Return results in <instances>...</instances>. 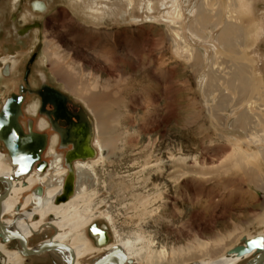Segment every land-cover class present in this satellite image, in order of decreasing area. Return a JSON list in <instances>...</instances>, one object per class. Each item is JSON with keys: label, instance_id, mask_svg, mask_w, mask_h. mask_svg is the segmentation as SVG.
<instances>
[{"label": "rangeland", "instance_id": "rangeland-1", "mask_svg": "<svg viewBox=\"0 0 264 264\" xmlns=\"http://www.w3.org/2000/svg\"><path fill=\"white\" fill-rule=\"evenodd\" d=\"M33 1L0 0V60H21L39 35L50 79L93 117L94 196L82 203L92 214L83 229L90 250L91 226L106 242L77 264H94L106 243L132 244L139 235L148 251L163 250L164 261L198 264L264 234V0H39L43 12L30 9ZM198 9L207 13L204 24L195 20ZM15 14L13 27L35 19L40 33L17 34ZM226 23L234 24L231 49L216 41ZM99 36L105 40L95 46ZM8 81L0 78V104ZM242 112L253 118L234 123ZM54 232L45 226L27 245ZM3 246L17 249L13 240ZM19 264L62 263L19 251Z\"/></svg>", "mask_w": 264, "mask_h": 264}, {"label": "bare ground", "instance_id": "bare-ground-1", "mask_svg": "<svg viewBox=\"0 0 264 264\" xmlns=\"http://www.w3.org/2000/svg\"><path fill=\"white\" fill-rule=\"evenodd\" d=\"M34 2L35 1H33L34 8L36 7L38 9L43 8L44 5L42 2L39 1L35 3L36 7L34 6ZM91 9L93 12L98 11L96 7H90V10ZM206 14L207 13H205V11L198 9L195 16V20L200 24L206 23L207 22ZM233 25L232 23L224 24L222 30L220 31V34H218L216 38V41L219 42V44H221L223 47L228 49H231L229 47L232 45L230 38L233 32ZM206 46L211 47L210 50L212 49L213 51H215L216 47L213 44L206 43ZM240 70H241V66L240 67L238 66L235 76H237L236 79H239V83H240L239 88L241 89V91H246L248 89V85H247L248 83L246 82L245 77L241 75ZM223 93L227 94L226 91H224ZM90 99L91 101H89L88 99L90 105H92L91 103H93V101L96 102L95 97H91ZM258 110L263 111L264 108L261 106L258 108ZM96 116L97 119L99 120L98 124L100 127V131L101 133H104L107 130L105 128V122H104L105 118H103L104 114L102 115L100 111H96ZM247 118H253V117L252 116L250 117V115L247 114V112H242L236 116L234 123L241 124V122H244L245 120H247ZM246 122L247 121H245V123ZM102 148L103 147L100 143L99 149L103 150ZM93 157H95V153L92 157H88V158L90 159ZM75 160H84V159H75ZM49 162H50V166L53 167L51 170L52 176L48 174V172H50L48 171L47 173L43 174L40 177V175H38V172L34 170L30 171L31 169L30 168L29 172H26L23 175H16V171H17L16 170L14 172V175L16 177H13L11 181L6 176L10 175L13 169L11 166H9L5 157L0 152V178L2 179L7 178V180L12 182V185H10L11 190L9 192L8 197H6L1 203L0 214H1V221L3 224L2 226L9 233L23 236L25 239H28L33 234H38L40 230L45 226L53 227L55 229V232L50 238L45 239L44 241L40 242L38 245L28 247L29 250H37L39 248H43L45 246L57 242L58 244L52 246L50 250L43 251L37 254V256L40 257L42 255L48 254L52 256L54 259L59 260V262L62 264H69L72 261V257H74V264H77L79 258L88 255V253L92 249L94 250L95 248H97L95 250L98 251L99 248L103 246V244L106 242L104 231L102 232L92 226L90 230L93 233L91 234L93 238L96 240L95 246L93 245L94 248H91V250L88 248L87 245L89 243V239L84 237L83 228L89 223L92 214H87L88 211L87 207H84L82 203L85 201L87 202L89 199L93 198L94 196V192L91 191L90 189V185L93 184L92 182L93 179L95 178V172L93 167L94 161L76 162V167H75L76 179H74V181L72 179V174L74 178L73 166L72 169L71 166H67L68 172L69 169L71 170V172L68 173L65 180L64 179L62 180L66 168L63 169L62 166L60 167V165L57 164L55 157L51 159ZM68 177L71 178L72 183H71V190L67 193L64 192V185ZM62 181H63L62 190L60 193L59 191L61 188L60 185ZM2 182H6L7 187L9 186V183L7 181L3 180ZM52 182H54L53 185L51 184ZM74 182H75V187H74ZM6 184L2 183L3 186H6ZM34 184L44 186V195L41 197L42 195L41 194L35 199V197H32L29 193L24 197L23 201L20 203L18 201V197H20V195L24 191L29 190V188H31ZM88 190H90V192ZM64 193L66 199L56 201L57 197L61 196ZM16 205L20 206V210L16 208ZM27 206H29L30 209H26ZM5 215L6 217H3ZM8 216L13 218L11 219ZM256 236H259L262 239L261 247L254 249V251L252 252L253 256L249 260H247V262H245L244 264H250L251 260L256 254L264 252V234L256 235ZM67 246L71 249L69 248L67 249ZM21 250H22L21 244L19 247H17L16 250L10 251L8 249H5L3 243H0V254L4 256L3 264H17V263L19 264V251L23 255ZM102 250L104 251V253L100 256L99 259L95 261L94 264H98L100 260L105 258L106 255H110V254L119 259H122L123 264H127L131 261L132 264H139L140 262L145 264H175L179 262L176 259L170 260L169 258L164 261L163 257L161 256L163 254L162 252L163 250L156 252L148 251L147 244L144 241V237L141 235L137 236L132 244L130 243V240L127 239L121 241L119 240L114 245H110L106 243V245L103 247ZM249 255L250 254L239 256L237 255V253H232V254L227 253L215 260L198 263V264H238L240 261L246 259ZM107 264H118V263L116 260H111ZM260 264H264V261Z\"/></svg>", "mask_w": 264, "mask_h": 264}, {"label": "flooded vegetation", "instance_id": "flooded-vegetation-1", "mask_svg": "<svg viewBox=\"0 0 264 264\" xmlns=\"http://www.w3.org/2000/svg\"><path fill=\"white\" fill-rule=\"evenodd\" d=\"M37 2L39 0H35L34 6ZM43 5L42 9H38L36 6L34 8L32 2L30 3V9L36 12H43L46 9L44 3ZM15 20L16 14L9 19L12 30L25 38L26 36H34L35 31L40 33L43 27L41 22L34 19L24 24L21 28H15L13 27V21ZM23 37L19 38L20 41L24 39ZM38 43H40L39 35L34 42V48L29 50V54L21 55L23 56L21 60H18V57L14 54L10 55L13 62L9 60L8 63L2 64L0 60V78L10 79L8 88L11 87V91L8 92L0 104V152L13 169L11 174L6 176L11 181L13 177H16L14 172L18 167L17 164L12 162L7 145L9 147L11 145L17 146L21 141L24 142L29 151H32V156L35 157V161L31 163L30 171L38 172L40 177L52 170L53 167L50 166L49 161L55 157L57 164L60 167L62 166L63 169L66 168L62 180H65L68 175L67 166H71V169L73 166L75 176L76 162L88 161L82 150L86 143L95 152L97 151L94 146V140H92L94 133L92 115L77 100L63 93L59 86L54 84L57 83L56 80L50 79L48 71L39 59L41 47H37ZM42 142V147L39 150ZM49 146L50 149L48 150ZM23 174L25 173L19 175ZM72 179L74 181L73 174ZM2 183L6 184V182H0L1 194L3 189L7 187V184L3 186ZM62 183L63 181L60 185V193ZM26 191H29L30 195L35 197V199L41 194V197L44 195L43 185L34 184ZM25 196L21 197L24 199ZM18 201L22 202L19 197ZM16 208L20 210V206L16 205ZM26 209H30V207L27 206ZM0 222L2 224L1 214ZM98 230L103 232L102 229ZM104 234L106 240V233L104 232ZM0 240L3 245L7 242H3L1 238ZM28 240L26 239V241ZM15 242L17 247H19L20 244L17 241ZM93 242L95 243L96 240L94 239ZM27 247L30 246L27 245Z\"/></svg>", "mask_w": 264, "mask_h": 264}, {"label": "water", "instance_id": "water-1", "mask_svg": "<svg viewBox=\"0 0 264 264\" xmlns=\"http://www.w3.org/2000/svg\"><path fill=\"white\" fill-rule=\"evenodd\" d=\"M7 131V130H5ZM6 143V142H5ZM43 142L40 144L39 146V150L42 147ZM7 145V144H6ZM8 149H9V154L12 158V162L14 164H17V171H16V175H19L20 173H26L29 171V169L31 168V163H33L35 160V157L32 156V151L30 152L29 149L25 146L24 142H20L17 144V146L11 145V147H9L7 145ZM38 150V151H39ZM83 152L85 154V158L87 157H92L94 155V150L88 146V144L86 143V145L83 146ZM34 151V150H33ZM18 161V162H17ZM68 161V160H67ZM70 168V167H69ZM71 170L69 169L70 173ZM7 181L9 183V186L6 187L2 194L0 195V205L2 203V201L7 197L9 191H10V185H11V181L7 180V178H0V181ZM71 178L68 177L67 181H65V185H64V192H69L71 190ZM66 196L65 193L62 194L61 196L57 197L56 201L59 200H65ZM0 238L6 242H8V240L10 241H17L19 244H21V252L23 253L24 256H34L37 255L43 251H48L50 250V248L52 246L57 245L58 243H53L50 244L48 246H45L43 248H39L37 250H29V248L27 247V241L23 236H19V235H15V234H11L9 233L7 230H5L0 222ZM261 243H262V239L259 236H255L251 239H244L243 244L241 245H237L233 248H231L228 251V254H232V253H237V255L242 256L245 254H251L254 249L261 247ZM69 247L67 246V249ZM71 249V248H69ZM111 260H116L118 264H123V260L119 259L113 255H106L105 258H103L102 260L99 261L98 264H107L109 261ZM264 261V252L256 254L253 259L251 260L250 264H260ZM69 264H74V257H72V261Z\"/></svg>", "mask_w": 264, "mask_h": 264}, {"label": "crops", "instance_id": "crops-1", "mask_svg": "<svg viewBox=\"0 0 264 264\" xmlns=\"http://www.w3.org/2000/svg\"><path fill=\"white\" fill-rule=\"evenodd\" d=\"M105 40V36H99V38L98 37H95V39H94V45L95 46H99L100 44H102V42H101V40ZM104 43V42H103ZM53 75H55L53 72H51ZM56 76V75H55ZM58 78V77H57ZM57 80H59L62 84H65V82L67 83V87H68V85H69V82L67 81V80H65L64 81V79H57Z\"/></svg>", "mask_w": 264, "mask_h": 264}]
</instances>
